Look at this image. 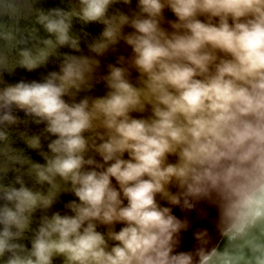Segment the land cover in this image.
Here are the masks:
<instances>
[{
	"label": "clouds",
	"instance_id": "1",
	"mask_svg": "<svg viewBox=\"0 0 264 264\" xmlns=\"http://www.w3.org/2000/svg\"><path fill=\"white\" fill-rule=\"evenodd\" d=\"M78 2L5 34L18 67L53 59L57 70L0 87V264H192L173 239L185 228L173 208L192 201L215 209L228 242L264 224V0ZM74 22L102 27L85 41ZM29 122L43 125V135L25 132L42 162L12 146L10 129ZM66 194L63 213L52 211ZM253 250L249 264H264V244Z\"/></svg>",
	"mask_w": 264,
	"mask_h": 264
},
{
	"label": "rangeland",
	"instance_id": "2",
	"mask_svg": "<svg viewBox=\"0 0 264 264\" xmlns=\"http://www.w3.org/2000/svg\"><path fill=\"white\" fill-rule=\"evenodd\" d=\"M12 2L16 5L17 11L13 14L10 12L4 5L6 0H0V87H3L6 84H15L20 80L31 81V80H40L44 75L49 71L57 70V62L50 59V62L47 66L38 68L34 71H27L24 68L18 67V63L20 61V56L18 51L16 50V39L8 40L5 38V34L12 33L13 35L28 33L35 26L36 16L39 14V9L47 11L50 8L60 7V8H71L78 9L79 2L78 0H12ZM135 3V0H133ZM169 18H172L171 13H166ZM97 26V25H96ZM36 27H39L37 25ZM102 27V26H101ZM95 24H90L88 26H84L82 23L74 22V30L81 37V34H86L87 36L84 38L85 41L90 40L92 36H94ZM101 29L97 30L99 34ZM41 35H44L43 30L41 29ZM82 49H84L85 54H87V49L82 42ZM60 52H69L67 48H61ZM123 48H121V52H123ZM114 60V56L109 55L106 60H102V65L107 62H111ZM100 81V73L98 72L96 75V83L97 86L94 90V94L101 95L103 94V86L99 85ZM87 94V93H86ZM15 114L21 120H29L24 116L22 111L14 110ZM43 125H34L32 123L20 124L10 131L13 135V140L15 143L12 145L15 148L24 149L26 154L30 155L34 160L42 162L40 156L33 150L28 149L26 146L25 140V132L28 135L38 134L40 132L43 135ZM5 167V156H4V145L0 143V171H2ZM13 173L9 172L6 177L3 179V183L7 184L11 180H13ZM70 194L62 195L60 201L53 206L52 211H61L63 213V204L70 199H73ZM3 201H0L2 204ZM40 213L37 212L35 219L39 218ZM34 224L32 227H36Z\"/></svg>",
	"mask_w": 264,
	"mask_h": 264
},
{
	"label": "water",
	"instance_id": "3",
	"mask_svg": "<svg viewBox=\"0 0 264 264\" xmlns=\"http://www.w3.org/2000/svg\"><path fill=\"white\" fill-rule=\"evenodd\" d=\"M191 209L175 207L173 214L185 224V228L179 233L174 234L173 239L175 252L190 251L195 246L198 251L192 254V264H199L198 253L215 248L218 251L227 249L234 256L241 257L239 264H249L258 253L254 252L253 246L264 244V224L252 228L248 234L240 240L228 242L217 231L216 211L205 201H192ZM205 231L202 240H197V234ZM189 248V249H188Z\"/></svg>",
	"mask_w": 264,
	"mask_h": 264
},
{
	"label": "trees",
	"instance_id": "4",
	"mask_svg": "<svg viewBox=\"0 0 264 264\" xmlns=\"http://www.w3.org/2000/svg\"><path fill=\"white\" fill-rule=\"evenodd\" d=\"M99 29H101V26L100 25H95V28H94V30H95V32H94V35H97V33H98V31L97 30H99ZM82 35V37H86L87 35L86 34H81ZM17 43V42H16ZM22 47V46H21ZM70 51V50H69ZM53 60V59H52ZM54 61V60H53ZM37 161V160H36ZM34 224H36V223H33V225ZM34 228V227H33ZM25 243H27V241H25ZM56 264H62V262L60 261V260H57L56 261Z\"/></svg>",
	"mask_w": 264,
	"mask_h": 264
},
{
	"label": "bare ground",
	"instance_id": "5",
	"mask_svg": "<svg viewBox=\"0 0 264 264\" xmlns=\"http://www.w3.org/2000/svg\"><path fill=\"white\" fill-rule=\"evenodd\" d=\"M206 231H207V230H205V231L201 230V232H206ZM201 232H200V233H201ZM188 249H189V248H188ZM197 251H198V249H196L195 246H193L192 249H191L190 251H188V252H190L191 255H192V254H195Z\"/></svg>",
	"mask_w": 264,
	"mask_h": 264
}]
</instances>
